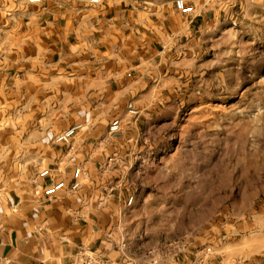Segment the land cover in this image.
Segmentation results:
<instances>
[{
    "label": "crops",
    "instance_id": "1",
    "mask_svg": "<svg viewBox=\"0 0 264 264\" xmlns=\"http://www.w3.org/2000/svg\"><path fill=\"white\" fill-rule=\"evenodd\" d=\"M173 1L0 0V264H81L80 249L119 264L156 263L124 240L118 216L133 199L128 181L95 170L102 153L80 136L96 134L98 118L132 107L193 20H204L203 4L185 0L194 7L185 14ZM74 123L82 130L55 144ZM76 166L81 184L70 191ZM56 180L65 188L36 196Z\"/></svg>",
    "mask_w": 264,
    "mask_h": 264
},
{
    "label": "rangeland",
    "instance_id": "2",
    "mask_svg": "<svg viewBox=\"0 0 264 264\" xmlns=\"http://www.w3.org/2000/svg\"><path fill=\"white\" fill-rule=\"evenodd\" d=\"M195 1L204 20L158 79L80 138L102 153L92 172L130 185L118 219L134 255L264 264V0ZM117 115L121 129L107 137Z\"/></svg>",
    "mask_w": 264,
    "mask_h": 264
},
{
    "label": "built area",
    "instance_id": "3",
    "mask_svg": "<svg viewBox=\"0 0 264 264\" xmlns=\"http://www.w3.org/2000/svg\"><path fill=\"white\" fill-rule=\"evenodd\" d=\"M29 2H38L39 0H28ZM96 2L97 0H90ZM174 7L185 14H191L194 12V7L185 2V0H174ZM128 113L132 116L137 113L135 109L128 110ZM83 128L82 123H74L67 128L61 130L53 137L55 144H63L71 140L79 131ZM121 129V122L119 118H113L108 124V134H116ZM58 167L55 168H43L39 171L40 176H50L53 172L59 171ZM82 167L76 166L72 171V181L68 186L70 191L77 190L81 184ZM65 188V182L63 180H56L43 188H39L36 192V196L39 197H50L55 195L58 191ZM131 197L128 199V204L131 202ZM78 260L81 264H119L117 261L110 258L104 257L99 253L89 250L80 249L78 251Z\"/></svg>",
    "mask_w": 264,
    "mask_h": 264
}]
</instances>
